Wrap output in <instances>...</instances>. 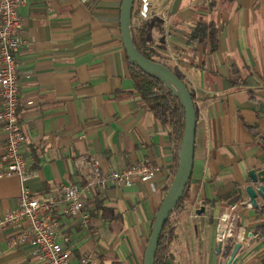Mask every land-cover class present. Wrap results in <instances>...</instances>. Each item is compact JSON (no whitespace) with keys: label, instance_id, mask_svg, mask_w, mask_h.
I'll use <instances>...</instances> for the list:
<instances>
[{"label":"crops","instance_id":"1","mask_svg":"<svg viewBox=\"0 0 264 264\" xmlns=\"http://www.w3.org/2000/svg\"><path fill=\"white\" fill-rule=\"evenodd\" d=\"M121 3L24 0L19 7L23 44L14 52L20 61L19 118L32 154L33 174L25 182L33 194L82 184L83 157H98L106 170L141 160L158 166L152 179L123 185L110 179L104 190L86 193L88 224L62 218L60 240L72 264L88 253L91 264H143L155 213L176 172L174 126L142 100L129 74ZM142 18L157 49L187 82L197 109L175 264H264V232L258 229L264 201L258 196L259 205L250 207L245 189L249 170L264 168V0H149ZM201 21L220 26L214 50L188 41L192 25ZM233 67L244 83H233ZM6 141L0 123V157ZM239 186L243 199L225 198ZM20 193L18 175L0 177V218ZM223 211L237 215L233 238L242 243L232 262L215 236ZM17 229L0 230V264H46L34 241L10 244Z\"/></svg>","mask_w":264,"mask_h":264},{"label":"built area","instance_id":"2","mask_svg":"<svg viewBox=\"0 0 264 264\" xmlns=\"http://www.w3.org/2000/svg\"><path fill=\"white\" fill-rule=\"evenodd\" d=\"M87 2L88 0H81ZM24 0H0V123L7 133L4 152L0 157V177L18 175L21 179V193L16 205L0 218V230L9 225L18 229L10 236V244L19 245L34 241L46 264H72L70 251L60 237L65 234L63 217L81 218L82 223L90 221L85 207V194L104 190L108 180L117 185L130 183L140 178L152 179L158 166L152 160L129 163L122 168L103 169L100 159L91 156L80 162L83 183H63L58 190L44 196L34 195L25 182L33 174L31 150L25 146V134L19 118L20 103V61L14 49L23 41V26L19 7ZM86 156V155H85ZM246 203L251 207L252 202ZM237 215L223 211L217 220L215 236L225 249L229 239L236 235ZM93 255L85 254L79 264H91Z\"/></svg>","mask_w":264,"mask_h":264},{"label":"trees","instance_id":"3","mask_svg":"<svg viewBox=\"0 0 264 264\" xmlns=\"http://www.w3.org/2000/svg\"><path fill=\"white\" fill-rule=\"evenodd\" d=\"M142 7L143 2L141 0H134L132 11V34L135 45L145 56L168 65L183 79V77L170 63V58L167 55L162 54L155 46V43L150 35L151 25L147 20H144L142 18ZM219 32L220 26L215 21L196 22L190 29L188 41L195 42L199 40L200 42L204 43V45L209 44L210 49L214 50L219 45ZM127 63L129 74L133 79L134 86L139 92L142 100L152 110L157 112L160 115L161 119H163V121L167 122L168 120H171V123L174 126L177 152V168L181 139L185 127V112L182 107L180 98L174 93V91L163 78L151 72L145 71L139 66L138 63L131 61L128 55ZM238 73V68L233 67L232 81L234 84L244 83L243 78L238 75ZM189 185L190 180L185 188L183 196L179 200L173 212H177L178 214L188 207L187 196ZM240 187L241 186H239V192L237 194H230L225 198H230V202L232 203L243 199L242 189ZM99 201L100 199L98 200V205H100ZM262 212L264 213V209H262ZM171 215L166 222L160 236L155 264H172V261L176 258V248L174 245V240L178 236V230L176 226L172 225L170 219ZM258 229L264 232V223L259 225ZM235 242L236 241L234 240V238L231 237L226 244L225 249L223 250V256L228 260Z\"/></svg>","mask_w":264,"mask_h":264},{"label":"water","instance_id":"4","mask_svg":"<svg viewBox=\"0 0 264 264\" xmlns=\"http://www.w3.org/2000/svg\"><path fill=\"white\" fill-rule=\"evenodd\" d=\"M148 2L149 0H143L142 13L144 15L147 13ZM133 5L134 0H122L121 3V35L127 55L131 61L138 63L145 71L151 72L163 78L174 93L179 96L185 112V127L181 139L176 172L173 181L159 206V209L155 213L152 231L144 253L143 264H155L156 253L163 228L174 208L183 196L185 188L191 179L195 156L197 109L195 98L187 82L175 73L168 65L145 56L135 45L132 34ZM249 178L251 181L247 183L245 189L249 196V200L257 207L259 205L257 200L258 196H261L264 201V168L259 170L255 168L250 169ZM262 206L264 207V203ZM241 246V241L235 242L229 257V262L235 260ZM220 249L221 245L219 243L218 250Z\"/></svg>","mask_w":264,"mask_h":264},{"label":"rangeland","instance_id":"5","mask_svg":"<svg viewBox=\"0 0 264 264\" xmlns=\"http://www.w3.org/2000/svg\"><path fill=\"white\" fill-rule=\"evenodd\" d=\"M178 216H179V214H177V212H173L170 219H171L172 225L177 227L178 236H179V234H180L179 232L180 231H179V219H178ZM175 248H176V253H177L179 251V245H175ZM176 256H177V254H176ZM175 259L172 261V264H175V262L177 261ZM178 264H179V262H178Z\"/></svg>","mask_w":264,"mask_h":264},{"label":"flooded vegetation","instance_id":"6","mask_svg":"<svg viewBox=\"0 0 264 264\" xmlns=\"http://www.w3.org/2000/svg\"><path fill=\"white\" fill-rule=\"evenodd\" d=\"M142 2H143V0H141ZM143 8V7H142ZM141 12H142V9H141ZM142 15H144L143 13H142Z\"/></svg>","mask_w":264,"mask_h":264}]
</instances>
